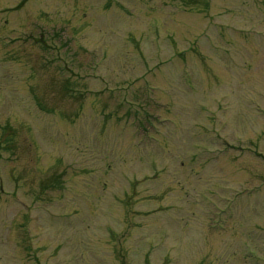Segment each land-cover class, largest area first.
Listing matches in <instances>:
<instances>
[{
  "label": "rangeland",
  "instance_id": "rangeland-1",
  "mask_svg": "<svg viewBox=\"0 0 264 264\" xmlns=\"http://www.w3.org/2000/svg\"><path fill=\"white\" fill-rule=\"evenodd\" d=\"M0 264H264V0H0Z\"/></svg>",
  "mask_w": 264,
  "mask_h": 264
}]
</instances>
